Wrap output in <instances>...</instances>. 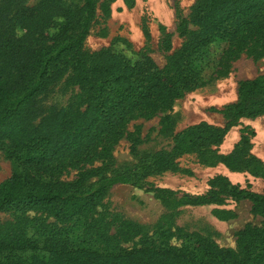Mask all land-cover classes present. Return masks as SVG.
Returning a JSON list of instances; mask_svg holds the SVG:
<instances>
[{"label":"trees","instance_id":"16d2710c","mask_svg":"<svg viewBox=\"0 0 264 264\" xmlns=\"http://www.w3.org/2000/svg\"><path fill=\"white\" fill-rule=\"evenodd\" d=\"M96 7V0L0 3V149L16 165L0 181V213L25 199L30 207L43 209L60 221L86 216L110 186L137 185L122 174L106 173L111 149L136 114L150 117L169 109L183 91L200 83L194 57L203 48L221 39L230 51L245 49L264 55V0H197L191 17L202 30H188L182 18L178 35L187 39L162 68L145 53L130 58L112 46L86 52L83 45ZM216 7L222 13L209 21L207 16ZM163 46L171 49L169 38ZM67 73L70 84L81 94L53 120L43 113L38 98ZM219 112L226 119L224 127L202 124L200 137H221L241 117L264 113V74L240 82L237 100ZM195 131L189 129L177 140L192 139ZM68 167L77 168L74 179L55 178ZM213 183L216 190L188 196L185 202L203 205L222 194L248 200L252 214L264 217V194L218 179ZM236 236L239 253L191 238L180 246L120 248L105 253L55 244L49 247L47 260L4 257L0 264H52V258L62 261L60 257L66 264H264V224L246 225ZM3 248L1 245L0 251Z\"/></svg>","mask_w":264,"mask_h":264},{"label":"rangeland","instance_id":"374dc122","mask_svg":"<svg viewBox=\"0 0 264 264\" xmlns=\"http://www.w3.org/2000/svg\"><path fill=\"white\" fill-rule=\"evenodd\" d=\"M196 1L96 0V17L84 50L112 46L130 58L145 53L162 68L187 39L178 35L182 18L188 30H202L191 17ZM221 13L222 8L216 7L207 19ZM165 38L171 41L170 50L164 49ZM194 61L200 83L183 91L169 109L150 117L136 114L111 149L106 173L122 174L137 185L110 186L92 212L68 221L57 220L20 199L9 211L0 213V248L4 246L0 259L47 260L49 247L55 244L105 253L120 248L180 246L191 239L240 252L236 233L246 225L264 224V217L252 214L248 200L219 194L215 202L193 206L184 198L216 190L215 179L264 194V113L241 117L221 137H200L202 124L224 127L226 119L219 110L237 100L240 82L264 74V55L245 49L230 51L226 41L216 39ZM80 94L67 73L39 96L38 104L43 113L58 120ZM189 129H196L192 139L177 140ZM15 169L7 152L0 149V181ZM76 169L68 167L55 178L70 181ZM153 188L170 192H154ZM62 261L52 258V264H66Z\"/></svg>","mask_w":264,"mask_h":264}]
</instances>
